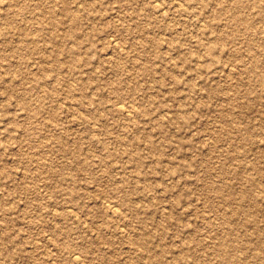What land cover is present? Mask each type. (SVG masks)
<instances>
[{
    "label": "rangeland",
    "instance_id": "obj_1",
    "mask_svg": "<svg viewBox=\"0 0 264 264\" xmlns=\"http://www.w3.org/2000/svg\"><path fill=\"white\" fill-rule=\"evenodd\" d=\"M0 264H264V0H0Z\"/></svg>",
    "mask_w": 264,
    "mask_h": 264
},
{
    "label": "bare ground",
    "instance_id": "obj_2",
    "mask_svg": "<svg viewBox=\"0 0 264 264\" xmlns=\"http://www.w3.org/2000/svg\"><path fill=\"white\" fill-rule=\"evenodd\" d=\"M125 109H126V107L123 108L124 111H126ZM127 109H128V108H127ZM129 110H130V112H131V109H128L127 111H129ZM124 111L121 110V112H123V113H124Z\"/></svg>",
    "mask_w": 264,
    "mask_h": 264
}]
</instances>
